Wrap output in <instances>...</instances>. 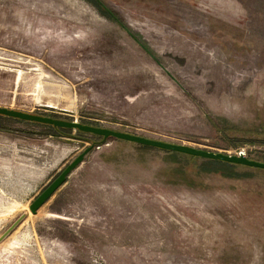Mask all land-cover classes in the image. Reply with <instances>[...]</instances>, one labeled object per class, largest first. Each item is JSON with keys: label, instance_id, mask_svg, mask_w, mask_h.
<instances>
[{"label": "rangeland", "instance_id": "1", "mask_svg": "<svg viewBox=\"0 0 264 264\" xmlns=\"http://www.w3.org/2000/svg\"><path fill=\"white\" fill-rule=\"evenodd\" d=\"M0 106L264 162V0H0ZM23 214L0 264H264V169L0 115Z\"/></svg>", "mask_w": 264, "mask_h": 264}, {"label": "water", "instance_id": "2", "mask_svg": "<svg viewBox=\"0 0 264 264\" xmlns=\"http://www.w3.org/2000/svg\"><path fill=\"white\" fill-rule=\"evenodd\" d=\"M0 114L19 118L28 121L41 122L46 124H51L56 127H66V128H77L85 132H90L95 135L108 137H115L119 139H124L136 143H140L147 146L157 147L170 151H177L188 155L209 158V159H218L223 161H228L231 163L247 165L256 168L264 169V162L251 159L245 155L241 154H228L223 152H215L206 149L196 148L189 145L184 144H176L172 142H167L163 140L152 139L128 132L116 131L113 129L105 128V127H97L89 124H83L77 121H70L66 119L55 118L51 116L39 115L34 113H28L16 109H10L6 107L0 106ZM89 151L87 149L83 153H81L74 161H72L59 175L56 177L44 191L33 201L30 205V209L33 213H36L37 210L48 200L50 197L61 187L67 180L68 175L79 166V164L83 161L86 153ZM25 214L21 215L0 237V241H2L7 235H9L18 224L25 218Z\"/></svg>", "mask_w": 264, "mask_h": 264}, {"label": "trees", "instance_id": "3", "mask_svg": "<svg viewBox=\"0 0 264 264\" xmlns=\"http://www.w3.org/2000/svg\"><path fill=\"white\" fill-rule=\"evenodd\" d=\"M0 115H2V114H0ZM59 128H61V129H63V128L64 129H71V128H66V127H59ZM100 137L101 138H104V136H100ZM172 152L173 153H177V154H183V153L177 152V151H172ZM191 156L193 158H197V156H193V155H191ZM205 163L208 164V165H210V167H212V168L219 169L220 172H223L226 175H232L233 174V170L237 166H240L241 165V164L231 163V162H228V161H223V160H218V159H209V158H205ZM245 166H247V165H245Z\"/></svg>", "mask_w": 264, "mask_h": 264}, {"label": "built area", "instance_id": "4", "mask_svg": "<svg viewBox=\"0 0 264 264\" xmlns=\"http://www.w3.org/2000/svg\"><path fill=\"white\" fill-rule=\"evenodd\" d=\"M238 154L245 155L246 153H245V151H241V152L238 153Z\"/></svg>", "mask_w": 264, "mask_h": 264}]
</instances>
